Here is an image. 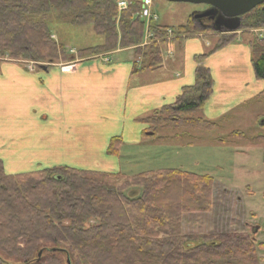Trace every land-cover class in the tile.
Segmentation results:
<instances>
[{
	"label": "trees",
	"instance_id": "16d2710c",
	"mask_svg": "<svg viewBox=\"0 0 264 264\" xmlns=\"http://www.w3.org/2000/svg\"><path fill=\"white\" fill-rule=\"evenodd\" d=\"M142 9V0H130L123 11L116 0H0V61L20 60L25 68L30 61L36 70L73 61L52 38L46 23L51 11L71 25H92L102 37V44L76 51L78 58L132 49L133 72L159 69L162 45L209 32L191 18L177 27L153 18L146 25ZM249 16L242 30L264 29V3ZM146 32L149 43L143 44ZM233 40L219 41L211 52ZM246 42L255 78L264 80V33ZM212 86L209 71L198 67L194 84L173 104L140 120L148 125L143 136L151 132L159 141L179 137H162L159 129H216L202 116ZM121 146L119 137L112 138L107 154L118 156ZM214 187L209 176L178 169L128 176L56 167L6 175L0 162V264H259L249 234L182 232L183 215L211 211Z\"/></svg>",
	"mask_w": 264,
	"mask_h": 264
},
{
	"label": "crops",
	"instance_id": "0c3cea01",
	"mask_svg": "<svg viewBox=\"0 0 264 264\" xmlns=\"http://www.w3.org/2000/svg\"><path fill=\"white\" fill-rule=\"evenodd\" d=\"M213 33L162 45V65L157 70L133 72L132 49L114 51L109 61L73 60L45 71L27 69L13 60L0 61L4 173L69 167L127 175L123 166L138 155L131 151L143 145V132L148 128L140 120L173 104L184 87L194 84L200 66L213 81L212 94L202 110L205 119L225 120L259 99L264 80L255 78L247 42L235 39L211 52L225 35L217 33L212 46L205 38ZM197 37L205 40L206 47ZM116 137L122 141L119 155H109L110 140Z\"/></svg>",
	"mask_w": 264,
	"mask_h": 264
},
{
	"label": "rangeland",
	"instance_id": "374dc122",
	"mask_svg": "<svg viewBox=\"0 0 264 264\" xmlns=\"http://www.w3.org/2000/svg\"><path fill=\"white\" fill-rule=\"evenodd\" d=\"M204 8L203 5L152 0L151 6L142 9L141 18L147 25L152 14L157 25L177 27L184 25ZM58 16V12L51 11L46 23L53 34L52 38L64 46L73 60L109 61L114 51L91 58H78L76 51L100 45L103 39L94 33L92 25H71L67 18ZM248 16L249 14L243 18L242 25L249 24L246 21ZM214 33L205 38L212 46L218 39L217 33ZM263 33L264 29H241L236 34L220 36V40L252 41ZM184 37L181 36L178 39ZM197 38L202 41V37ZM146 42L147 39L144 38L143 44ZM202 43L206 47L205 40ZM3 61L10 60L5 57ZM13 61L20 62V60ZM23 63L28 69L33 66L30 61ZM242 108L230 118L217 121V128L211 131L159 129L158 134L162 137H171L173 134H178L179 137L164 138L159 141H155L150 136L145 137L143 145L131 151L138 155L132 156L129 164L123 166L128 176L158 169H178L213 179L215 187L211 211L183 215L182 232L184 234L244 233L250 235L248 227L257 226L258 230L254 234L256 244H264V126H262L264 93L259 99L251 101ZM257 114L260 115L258 120ZM234 132H240L243 135H232ZM257 245L256 254L260 259L259 264H264V248Z\"/></svg>",
	"mask_w": 264,
	"mask_h": 264
},
{
	"label": "water",
	"instance_id": "95a60500",
	"mask_svg": "<svg viewBox=\"0 0 264 264\" xmlns=\"http://www.w3.org/2000/svg\"><path fill=\"white\" fill-rule=\"evenodd\" d=\"M171 3H189L193 5L208 6L209 9L196 13L192 19L208 18V26H200L201 29H210L218 34H233L242 27L243 18L257 6L264 3V0H164ZM43 70L45 66L41 65ZM151 136L152 133H146ZM258 227L252 228V234H255Z\"/></svg>",
	"mask_w": 264,
	"mask_h": 264
},
{
	"label": "built area",
	"instance_id": "2783aa9c",
	"mask_svg": "<svg viewBox=\"0 0 264 264\" xmlns=\"http://www.w3.org/2000/svg\"><path fill=\"white\" fill-rule=\"evenodd\" d=\"M129 1H125V0H118L116 1V7L118 9V11H123L126 10L127 7L129 6ZM151 5V0H142V6L147 8ZM168 33H170L168 31ZM147 43V42H146Z\"/></svg>",
	"mask_w": 264,
	"mask_h": 264
},
{
	"label": "flooded vegetation",
	"instance_id": "af4514ba",
	"mask_svg": "<svg viewBox=\"0 0 264 264\" xmlns=\"http://www.w3.org/2000/svg\"><path fill=\"white\" fill-rule=\"evenodd\" d=\"M209 9V7L208 6H205V8H204V10L202 11V12H204V11H206V10H208ZM202 12H199V13H202ZM193 21H194V23H196L199 27L200 26H208L209 24H210V21L208 20V18L206 17V18H201V19H192ZM263 156H264V154H263ZM254 226H249L248 228H249V233H250V235L255 239V235L254 234H252V228H253Z\"/></svg>",
	"mask_w": 264,
	"mask_h": 264
}]
</instances>
